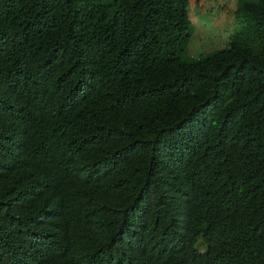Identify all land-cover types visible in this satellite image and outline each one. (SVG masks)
<instances>
[{"label": "trees", "instance_id": "obj_1", "mask_svg": "<svg viewBox=\"0 0 264 264\" xmlns=\"http://www.w3.org/2000/svg\"><path fill=\"white\" fill-rule=\"evenodd\" d=\"M233 16L190 55L188 0H0V264H264V0Z\"/></svg>", "mask_w": 264, "mask_h": 264}, {"label": "rangeland", "instance_id": "obj_2", "mask_svg": "<svg viewBox=\"0 0 264 264\" xmlns=\"http://www.w3.org/2000/svg\"><path fill=\"white\" fill-rule=\"evenodd\" d=\"M234 8L235 0H188L190 17L195 21L188 45L190 55L226 45L235 26Z\"/></svg>", "mask_w": 264, "mask_h": 264}]
</instances>
